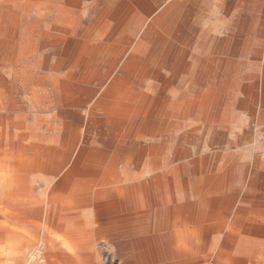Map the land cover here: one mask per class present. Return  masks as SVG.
Here are the masks:
<instances>
[{
	"label": "bare ground",
	"instance_id": "obj_1",
	"mask_svg": "<svg viewBox=\"0 0 264 264\" xmlns=\"http://www.w3.org/2000/svg\"><path fill=\"white\" fill-rule=\"evenodd\" d=\"M65 1L67 0H0V127L6 128L7 133L4 136L0 135V264H90L97 256L95 257L93 253L96 245L90 239L87 228L88 220L85 215L88 192L95 187L114 186L121 180L116 176L115 163L99 181L92 177L99 175L97 172L104 165V159H63L57 150L59 142L66 140L69 145L71 144L74 127L72 123L76 124L81 120L79 113L70 109L73 103L77 104L79 101L71 95L73 84H71V73L68 71V67L60 68L56 60H53V54L43 53L45 50H50L49 46H52L57 39L53 33L58 29L53 23V16L56 15L57 5L63 4ZM190 1L194 2L195 0ZM164 2L166 1L123 0L120 1L119 8L117 7L118 12L115 15L118 14L125 22L133 12L138 10L149 15L157 7L156 5H162ZM186 2L187 0L169 2L153 18V22L148 23L146 27L143 25L145 20L142 17H139L140 19L136 23L135 31L139 33L137 50L146 53L150 57L148 60L159 68L166 66L169 69H175L178 64H181V68L185 70L188 66V58H197L200 62L203 60L200 59V52L196 55L193 53L191 46H193L194 37L184 32L179 23ZM261 6V0H251L247 10L253 14L251 16L240 14L238 20L230 24L229 31L234 30L235 34L240 32V34L232 35L236 46L233 53L236 54V58L226 61L229 66L238 65L239 70L234 77L240 76L246 68H249V64L243 56L247 54L246 51L253 43L257 32H261L258 34L259 36H264V22L256 15ZM60 12L70 13L67 9ZM122 12L123 14H121ZM65 17L64 21L68 20ZM249 23L250 28L247 30L246 26ZM197 25L191 26L190 30L196 28ZM42 26H45L44 30H42ZM63 30H67V28L64 27ZM245 30H247L246 34L243 33ZM224 34L228 35L226 32ZM200 38L202 51L204 48L207 49L204 47L205 43L219 40L208 33L200 35ZM120 40V43L125 46L135 44L134 39L129 36L121 35ZM229 40V38H225L220 41L229 42ZM183 41L188 42L191 48H180L178 44ZM260 42L262 43L263 39ZM218 43L220 42L218 41ZM165 45H168L169 52L161 57L160 49ZM179 51L182 52L179 53ZM202 51L201 53H203ZM160 57L162 60H159ZM130 61L136 63L141 62L142 59L133 56ZM204 76H208V72ZM258 76L250 71L244 77L250 79ZM17 86H20L22 91H26L27 96L35 97L37 106L40 104L43 106L41 110L50 114L44 115L39 111L25 114L24 106L19 107L17 98L13 96V89ZM42 99L48 100L49 103H40ZM232 99L233 94L231 93L226 97L209 94L199 97V99L192 98L182 101L176 108L187 112L188 115L198 111V118L203 120L210 134V143L216 144L218 135L228 138V134H231L227 143L234 135L231 142L238 146L240 145L239 141L236 142L234 138L239 140L243 139V136L238 129L232 130L231 118L233 116L230 109ZM101 104L103 101L98 102V105ZM57 105L58 107H56ZM116 105L118 106L119 103ZM157 106L155 103L154 108ZM183 126L180 124L179 127ZM60 128L62 131L59 136ZM41 129L45 131L44 135L40 134ZM196 129L193 128L194 132L192 133H195ZM54 132L57 133V136L54 135ZM174 135L173 133L172 136ZM190 135L192 134L190 133ZM175 138L171 140H175ZM45 141L51 145L46 147ZM4 147H6L5 152L3 151ZM34 154L37 155L34 156L35 159H32ZM49 157L53 159H48ZM188 187L190 188V186ZM127 189L129 187H114L110 193L117 191L119 193L122 190L126 192ZM160 199L162 201L163 198L160 197ZM146 213L141 212V219L148 217ZM182 221L183 214L178 209L175 223L178 224ZM211 253L213 254V252Z\"/></svg>",
	"mask_w": 264,
	"mask_h": 264
},
{
	"label": "crops",
	"instance_id": "obj_2",
	"mask_svg": "<svg viewBox=\"0 0 264 264\" xmlns=\"http://www.w3.org/2000/svg\"><path fill=\"white\" fill-rule=\"evenodd\" d=\"M135 26L136 24L131 29L124 30L109 27L90 31V36L101 38L90 41L91 49L80 57L86 62L82 65V73L71 76V95L79 102L73 103L70 109L79 113L81 120L76 124L72 123L71 144L64 140L57 145L63 159H103V155L92 148L94 141L90 135L85 134L86 130H98L107 126L114 131L131 120L136 129L134 134L131 129L128 131L133 137L128 134L126 140L156 136L159 133L160 129L151 118L155 115L156 101L151 100L148 95H139L138 90L129 87L136 73L140 77H146L147 68L154 64L148 60L150 57L146 53L137 50L139 33L135 31ZM121 35L134 39L135 44H121ZM99 51L105 54L99 55ZM133 56L140 57L142 61L131 62L130 58ZM105 60L111 66L108 64L103 73L100 64L106 63ZM164 68L166 67L162 66ZM88 79L89 83L91 79L95 80L92 83H106L105 87L100 91L82 86ZM138 99L143 103L136 105ZM92 100L93 103L87 108ZM99 101H103V104L98 105ZM51 108L53 109V105ZM84 109H87L86 114H83ZM174 109L177 110L173 115L175 118L184 113L181 109ZM181 125L185 126L184 123ZM82 129L84 134H80ZM61 131L60 128L59 136ZM44 132L41 129L40 134L44 135ZM103 133L104 131L98 133L100 141ZM54 135L57 136V133L54 132ZM168 142L169 139H165L162 146L152 145L150 154L160 156L161 151L156 153V148L161 149ZM45 145L47 147L51 144L45 141ZM147 147L138 143L121 144L118 152L120 159H104V165L97 172L99 175L90 176L100 181L115 163L116 176L121 179L114 186L95 187L88 192L85 215L89 236L96 248L100 243H111L116 257L126 260L122 264H200L203 261L205 264H264V159H255L249 169L243 160L245 158L239 153L236 156L238 159H223L216 173L208 177L202 176L198 167H195L193 171L184 174L194 181L190 183L193 184L190 188L184 190L181 183L177 182L183 175L172 171L169 160L143 161L148 156ZM122 186L129 187L128 191L110 193L114 187ZM160 197L163 198L162 201ZM178 209L183 214V221L176 224ZM141 212H147L148 217L141 219Z\"/></svg>",
	"mask_w": 264,
	"mask_h": 264
},
{
	"label": "rangeland",
	"instance_id": "obj_3",
	"mask_svg": "<svg viewBox=\"0 0 264 264\" xmlns=\"http://www.w3.org/2000/svg\"><path fill=\"white\" fill-rule=\"evenodd\" d=\"M72 1L76 2L72 3ZM120 1L123 0H67L63 4L57 5L56 15L53 16V23H55V27L58 28L53 33L57 39L52 46H49L51 47L50 50H45L43 53L53 54V60H56L60 68H65L67 66L72 77L76 74H81L82 65L86 63L84 59L80 58L82 53H88L87 51L91 49L92 45L90 41L94 39L99 40V38H101V36H90V31L106 27L107 29L109 27L129 29L139 21V17L145 20V22L143 21V25L146 27L148 23L153 22V18L162 11L163 7L173 0H165L166 2L162 5L159 4L160 7L156 5L157 7L154 8L152 14L149 15L137 10L130 14L125 22L122 21L118 14L117 16L115 15L118 12L117 7L119 8ZM261 1V9L256 15L264 22V0ZM186 3L181 13V20L179 23L184 32L194 37V43L193 46H191L193 53L196 55L200 52V59L203 60L200 62L197 58H188V66L185 70L181 68V64H178V67L175 69H169L166 66L164 69H159L158 66L152 64L147 68L148 75L146 77H140V75L136 73V77H134L129 84L130 89L135 91L138 90L139 95H148L151 100L156 101L158 106L154 110L155 115L151 118L155 120L160 129L159 133L156 136L149 135L143 136L140 139L128 138V140H126L125 138L129 134L128 131L131 129V133L134 134L136 129V127L134 128V126H132L133 121L131 120L129 122L126 121L121 128L114 131L110 130L107 126L103 129L98 128V130L90 129L85 131V134L90 135L94 141V144L91 145L92 148L99 151L100 154L103 155V159H120V157H118V152L120 151L121 144L138 143L139 145L148 146V156H145L143 161L147 162L155 159L167 162L169 160L171 162L172 171L182 173V179H177V182L181 183V187L184 186V190H187L189 188L188 186L193 185L190 183H194L193 180L191 181V179H189L190 177L184 176V174L193 171L195 167H198L199 171L203 174L202 176L207 175L208 177V174L215 173V171L220 168L223 159H238L236 156L240 155L239 152L244 156L243 158L245 159L243 160L248 164L249 169L251 163L255 159L256 161L257 158L264 159V156H262L264 152V36L261 37L258 35L261 32H257L253 43L248 48V51H246L247 54L243 56L244 60L249 64V68H246L242 74L245 76V74L253 71L259 75L257 78L246 79V77L241 76L242 74L234 77L239 70L238 65L232 64V66H229L226 62L227 60L236 58V54L233 53V49H235L236 46L232 39V35L240 34V32L235 34L234 30L232 32L229 31L230 24H232L233 21H237L240 14H246L247 16L253 14V12L247 10L251 0H195L194 2L187 0ZM63 9L69 10L70 13L66 14L60 12L65 11ZM225 10H227L228 14ZM121 14H123V12ZM66 15L68 16L65 17ZM64 17L68 18V20L64 21ZM196 24H198L197 27L190 30V27L196 26ZM249 26L250 23L246 26L247 30H249ZM44 27L45 26H42V30H44ZM64 27L67 28V30H63ZM247 30L243 33L246 34ZM225 32L228 33V35L224 34ZM41 33H43V31H41ZM204 33H208L219 39L205 43L206 46L204 47L207 49L204 48V51L207 50L208 52L202 51L203 47L200 46L202 42L200 35ZM225 38H229V42L220 41ZM262 39L263 42L261 43L260 40L262 41ZM218 41L220 43H218ZM178 46L184 49L191 48L188 42L184 41L178 44ZM168 49V45L160 49L161 57L164 56L165 53L167 55L169 52ZM259 49L260 51L258 52ZM201 51L203 53H201ZM181 52L182 51H179V53ZM98 53L99 55L105 54L103 51H99ZM161 57L159 60H162ZM108 64L111 66V63L108 61H106V63L101 62L100 68L103 73L107 69L106 67ZM207 72L208 76H204ZM90 81L91 83H89L88 79L86 83L81 85L88 89L97 88L101 91L106 84L104 83L101 85L98 82L92 83V81H95L94 79ZM19 89L20 86L13 89V96L17 98L19 107L24 106L25 114H29L33 111H39L44 115L50 114L49 112L42 111L41 109H43V106H40V104L37 106L35 97L32 98V96H27V94H25L26 91ZM230 93L233 94L230 108L233 116L231 118V125L233 124L232 129L237 130L239 127V133L243 136V139L239 140L234 138L236 142L239 141L240 145L238 146L232 144L231 140H233V138L227 143L231 134H228V138L224 135H218L216 144L210 143V134L203 120L201 121V119L198 118L197 110H194L195 112L193 114L191 113L188 115L187 112H184L177 118L173 116L174 112L177 111L174 108L182 101L192 98L199 99V97L209 94H217L226 97ZM93 101L94 100L87 105V108L91 106ZM40 103H49V101L42 99ZM142 103L143 101L138 99L135 104L140 105ZM86 112L87 109H84L83 114H86ZM139 117L140 116H138V118ZM181 123L185 124L182 129L179 128ZM193 128H197L195 133H192L194 132L192 131ZM103 131L102 140L100 141L98 133ZM82 133L84 134L83 129L80 131V134ZM173 133L175 134L174 136H172ZM190 133L192 135H190ZM6 134V128L0 127V135L4 136ZM129 136L133 137L131 134H129ZM169 138H175V140ZM165 139H169V142L164 144L165 147L161 149L156 148L155 151L157 153L160 150V156L156 154L155 156L152 153L150 154V151L153 149L152 145L156 144V146H162V142ZM140 149L141 147L138 148L139 152L141 151ZM3 151H6V147H4ZM62 151L63 150H60V152ZM36 155L37 154H34L32 159H35L34 156ZM64 155L66 156L67 153H64ZM48 159L53 158L49 157ZM246 180L249 181V179ZM246 180L245 182H247ZM181 198L183 202V196H181ZM103 244L97 246L94 252L97 259L94 258L90 264H122L125 262L116 257L112 244ZM202 255L203 254H201V256ZM200 264H205V262H200Z\"/></svg>",
	"mask_w": 264,
	"mask_h": 264
}]
</instances>
